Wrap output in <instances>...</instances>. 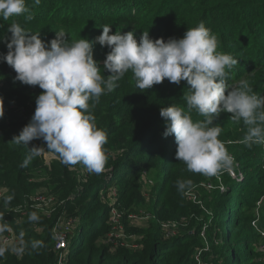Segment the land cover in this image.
Segmentation results:
<instances>
[{
  "label": "trees",
  "instance_id": "trees-1",
  "mask_svg": "<svg viewBox=\"0 0 264 264\" xmlns=\"http://www.w3.org/2000/svg\"><path fill=\"white\" fill-rule=\"evenodd\" d=\"M26 6L32 20H25L27 14L0 19V54H7L8 28L13 22L33 34L39 32L49 47L56 31L64 30L69 42L80 37L93 41V59L106 79L110 73L103 69V61L110 49L96 41L104 25L111 26L110 34L133 31L139 43L143 32L148 31L153 41L163 38L167 42L183 38L188 28L203 22L216 36L217 50L238 61L228 70L229 84L238 86L244 80L256 94L264 95V0H40L39 5L26 0ZM0 67L5 69L6 62L0 60ZM130 73L90 109L98 128L107 133V172H88L82 181L77 180L73 166L61 163L58 154L46 150L42 138L28 146L13 142L30 122L36 98L43 91L31 85L24 91L17 89L23 115L11 111L0 117V236L10 228L18 242L2 249L0 264H56L51 230L59 217L77 219L72 236L77 242L74 251L68 252L66 264H198L197 253L208 264H256L252 259H259L258 254L255 247L250 248L248 238L253 236L249 229L256 211L261 213L259 227L264 229V144L247 147L243 143L247 127L222 112L214 121L221 128L218 138L227 144L225 148L239 166L235 174L242 179L222 174L224 194L214 189L206 204L208 210L192 206L184 197L188 187L181 191L177 182L190 180L192 186L204 178H195L196 173L187 167L182 169V161L176 159L175 136H164L166 124L160 115L161 108L172 104L186 109L183 96L190 85L165 79L142 90V103L133 106L136 96ZM3 85L0 98L14 93L16 84ZM191 116L194 122L204 119L194 110ZM33 146L52 153L57 160L45 166L41 155L31 157ZM145 176L154 181L147 187L148 193ZM37 193L54 199L56 210L49 218L28 208ZM9 196L12 199L7 201ZM111 207L122 214L125 233L133 235L139 245L136 250L106 244ZM14 210H24V214ZM33 213L35 220L30 219ZM131 214L145 215L147 219L141 220L145 224L130 222ZM181 220L179 232L165 239L160 223Z\"/></svg>",
  "mask_w": 264,
  "mask_h": 264
},
{
  "label": "clouds",
  "instance_id": "clouds-1",
  "mask_svg": "<svg viewBox=\"0 0 264 264\" xmlns=\"http://www.w3.org/2000/svg\"><path fill=\"white\" fill-rule=\"evenodd\" d=\"M34 3L39 5L40 0ZM22 15L26 21L33 19L26 0H0V19ZM102 29L96 41L110 49L103 61V69L110 73L106 79L93 59V41L80 37L69 42L66 32L59 30L49 47L39 32L33 34L17 22L10 24L8 51L0 54V60L14 69V82L43 90L36 98L34 115L14 137V143L28 146L42 138L46 150L58 154L61 163H82L90 173H102L107 163V133L98 128L90 109L131 71L141 90L165 79L190 85L183 96L186 109L172 104L160 110L166 124L164 136H175L176 159L186 164L188 171L205 176L231 171L234 158L218 138L220 126L214 124L222 112L230 113L234 122L242 121L247 127L243 138L247 147L264 144V95L256 94L244 80L238 86L229 84L228 70L238 61L217 50V38L203 22L188 28L183 38H169L167 42L163 38L153 41L148 31L138 43L133 31L110 34L112 28L107 24ZM193 110L204 119L194 122ZM3 115L0 98V117ZM41 153V147L31 148V157ZM177 186L183 191L191 181H178ZM11 199L7 197V201ZM30 219L37 217L33 213Z\"/></svg>",
  "mask_w": 264,
  "mask_h": 264
},
{
  "label": "rangeland",
  "instance_id": "rangeland-1",
  "mask_svg": "<svg viewBox=\"0 0 264 264\" xmlns=\"http://www.w3.org/2000/svg\"><path fill=\"white\" fill-rule=\"evenodd\" d=\"M5 69L3 67H0V75H1L0 76V90H1V87L4 88V85H3L4 82H8V83H11V84L14 83V84H16V86L14 88V93L10 94V96H8L4 92V94L7 95V96H3L2 97L4 114L6 115L8 112L10 114V112L12 111V112L16 113L17 115L22 116L23 115L22 114L23 109L19 107L21 102L17 100V97H21V95L18 93L17 89L20 88V89H23L22 91H24V90L27 89L28 85L23 84V83H19L17 85V83L19 81H15L14 82V77L16 76V73H15L14 69L7 64V62H6ZM129 75H130L129 76V81H130V84H131V86H132V88L134 90L133 93L136 96V99L134 100L136 103H133V106H137L138 104L142 103V98L144 97L143 96L144 92L142 90H139V88L136 87V82H135V80L133 78L132 73H130ZM23 122H25V120ZM223 144L225 146L227 145L226 143H223ZM226 150L229 153V155L231 156L229 150L228 149H226ZM54 156L55 155H53L52 153H49V152L41 153V158L44 161V165L49 167V165H50V163L48 164L49 160H50V162H51V160H56L54 158ZM180 166H182V169L185 171L186 164L181 162ZM235 168H236V170H238L239 166L234 161L232 169H231L230 172L229 171H223V172H221V173H219V174H217L215 176H205V175L196 173L195 178L196 177H198V178H202L203 177L204 179L201 180L198 184L188 187L184 191V197L186 199H187V196L191 197L190 199H187V201L191 202L192 206H195V207L198 206L201 210H208L206 208V204L210 203L211 195H209V194L213 193V190L216 189V188L220 191L221 194H224V192H225V189L221 186V183H220V182H222V177H221L222 174L227 173L229 175V177L232 178L233 180H235V175H239L238 176L240 178L239 181L242 179V176L240 174H235V173H239V172H235ZM73 170L76 171L77 180H79V181H82L81 178L82 177L84 178L85 175L89 172L87 170V168L82 163H78V164L74 165L73 166ZM104 172H107V171H104ZM176 174H177V172H175L174 175H176ZM211 179L214 180V183L210 182ZM151 181L154 182L153 179L147 178L146 176L144 177L143 183L145 185V190L147 191V193L149 192L147 187H150L152 185V183H150ZM216 184H217V186L213 188V185H216ZM114 190H115L114 188L111 189L112 192H114ZM144 195H145V193H144ZM109 197H110V195L107 198H109ZM145 197H146V195H145ZM260 214L261 213L258 214L257 211L255 212L254 217H253L254 221L251 222V224H250V228L251 229H249L251 231V233L253 234V236H251V237L249 236V238H248V241L250 242V248L255 247L256 253L258 254L257 256H258L259 259H256L254 257L252 259V261L254 263H256V264H264V229H261L259 227V218H260L259 215ZM170 222H178V223H180L179 221H170ZM255 222H256V226H255ZM134 224H136L137 226H142L143 224H145V221L144 222L140 221V223L139 222H135ZM179 226L181 227V223H180V225L177 226V232H179V228H180ZM227 226L228 225L225 226L224 232H226ZM85 230L86 231L89 230V227L87 226L85 228ZM76 242H77L76 238L73 237L71 239V242H70V251L71 252L74 251L75 246H76ZM251 255H252V253H250L249 257H251ZM196 257H198V260H199L198 264H208V263H205L203 261V259L200 258V254L199 253L196 254Z\"/></svg>",
  "mask_w": 264,
  "mask_h": 264
},
{
  "label": "built area",
  "instance_id": "built-area-1",
  "mask_svg": "<svg viewBox=\"0 0 264 264\" xmlns=\"http://www.w3.org/2000/svg\"><path fill=\"white\" fill-rule=\"evenodd\" d=\"M57 160V157L54 156ZM50 163V160L48 164ZM187 196V199H190ZM194 198V197H193ZM54 199L51 196H47L44 193H37L30 198L28 208L38 211L42 216L49 218L51 214L56 210L53 208ZM15 213L24 214V210H14ZM122 214L117 211L116 208L111 207L109 212V224L110 231L106 235V244L111 247H125L136 250L139 245L134 241L133 235H128L125 233L124 227L121 223ZM130 222L141 221L147 219L143 214L135 215L131 214L128 216ZM181 220L180 223H183ZM178 222L165 221L160 223V228L162 230L163 237L165 239L172 238L177 233V226L180 225ZM77 224V219L67 218L61 219L60 217L54 222L51 230V236L54 241V251L57 253L56 264H66L67 254L70 251V242L73 238V230ZM17 239L15 238L12 230L9 228L8 233L0 236V252L4 247L17 244ZM195 260L199 263L198 257Z\"/></svg>",
  "mask_w": 264,
  "mask_h": 264
}]
</instances>
